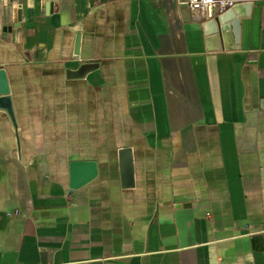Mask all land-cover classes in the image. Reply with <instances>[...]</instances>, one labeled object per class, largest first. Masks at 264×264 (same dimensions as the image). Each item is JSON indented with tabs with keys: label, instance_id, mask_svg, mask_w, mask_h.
<instances>
[{
	"label": "crops",
	"instance_id": "1",
	"mask_svg": "<svg viewBox=\"0 0 264 264\" xmlns=\"http://www.w3.org/2000/svg\"><path fill=\"white\" fill-rule=\"evenodd\" d=\"M232 1L226 46L187 0H0V264H264V3Z\"/></svg>",
	"mask_w": 264,
	"mask_h": 264
},
{
	"label": "water",
	"instance_id": "2",
	"mask_svg": "<svg viewBox=\"0 0 264 264\" xmlns=\"http://www.w3.org/2000/svg\"><path fill=\"white\" fill-rule=\"evenodd\" d=\"M213 20L217 21L216 25L218 36L223 40L224 45H229L230 34L227 29L228 27L225 18L223 20H218L217 17H214ZM230 25L232 26V24ZM5 95H8V89L6 87V78L4 71L0 70V96ZM118 154L120 161L119 165L122 185L127 188L131 187L133 183L131 150L129 148H121ZM69 174V186L72 189H76L94 179L97 174V169L93 162L73 161L69 164Z\"/></svg>",
	"mask_w": 264,
	"mask_h": 264
},
{
	"label": "built area",
	"instance_id": "3",
	"mask_svg": "<svg viewBox=\"0 0 264 264\" xmlns=\"http://www.w3.org/2000/svg\"><path fill=\"white\" fill-rule=\"evenodd\" d=\"M264 3V0H259ZM189 9L199 15L200 18L211 21L215 17L214 9L220 11L229 9L233 5L232 0H187Z\"/></svg>",
	"mask_w": 264,
	"mask_h": 264
}]
</instances>
